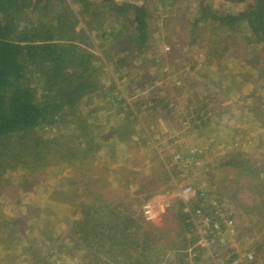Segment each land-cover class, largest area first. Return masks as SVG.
I'll return each instance as SVG.
<instances>
[{"label":"trees","instance_id":"16d2710c","mask_svg":"<svg viewBox=\"0 0 264 264\" xmlns=\"http://www.w3.org/2000/svg\"><path fill=\"white\" fill-rule=\"evenodd\" d=\"M150 18L147 6L114 0H0V198L38 187L56 164L75 167L65 186L51 190L50 199L69 206L73 220L59 233L60 244L51 246L42 264L55 255H82L81 264H185L188 250L198 241L181 199L169 206L163 224L157 226L137 211L130 183L124 191L112 188L110 176L116 168L107 165L95 173L87 169L91 160H100L97 154L103 145L114 146L108 141L111 137L132 152L139 145L149 146L151 137L144 127L143 138H136L139 113L170 112L169 99L153 91L132 108L127 105L124 122L112 128L107 139L102 137L103 144L98 142L103 132L90 121L93 111L85 112L95 97L108 94L102 79L106 62L118 54L146 53L152 40ZM207 27L224 45L221 53L205 48L206 58H217L219 65L228 54L249 69L261 68L264 76V62L259 66L264 54V0H252L237 14L218 11L201 0L191 30ZM235 37H242L243 44H233ZM252 47L258 49L253 56L248 51ZM206 108L200 104L194 110L200 121L196 128L205 127ZM248 111L264 129V114L254 106ZM155 157L159 161L158 154ZM159 164L161 178H149L136 191L149 192L145 200L152 197V186L159 179L171 182L178 177L165 162ZM219 167L229 172L228 180L212 183L217 191L196 190L193 207L210 210L212 202L232 204L238 239L258 234L250 248L257 258L264 256V164L238 149L227 152ZM25 225L23 218L11 220L0 214V237L5 236L1 231L6 233L0 243L13 242L10 250L24 245ZM34 259L31 263L38 264Z\"/></svg>","mask_w":264,"mask_h":264},{"label":"rangeland","instance_id":"374dc122","mask_svg":"<svg viewBox=\"0 0 264 264\" xmlns=\"http://www.w3.org/2000/svg\"><path fill=\"white\" fill-rule=\"evenodd\" d=\"M92 1L100 3L102 0ZM114 1L148 7L152 40L143 55L127 52L105 63L102 70L103 92L108 94L106 98L95 97L91 107L85 110L86 113L93 111L90 118L94 120L90 121H93L96 130L103 132L98 142L103 144L102 137L107 139L112 128L124 122L127 105L132 108L136 101L153 91L169 99L170 112H164L161 116L150 112L139 113L141 122L134 126L136 138H143L144 127L151 137L149 146L139 145L132 152L117 138L111 137L108 141L114 146L109 148L103 145L97 154L100 160H91L92 163L87 166V169H95L89 173L102 170L107 165L110 170L116 168L112 177L108 174L112 188L124 191V185L130 183V195L138 200L133 204L143 216L145 204H151L154 210H158L162 203L171 205L180 199L181 190L187 186L195 191L203 187L216 190L217 186H211L212 183L220 185L230 176L227 170L219 167L223 156L229 151L242 150L264 164V129L248 111L254 106L264 114L263 70H250L244 63L230 60L228 54L224 55L219 65L216 64L217 58H206L205 48L213 47L217 53H221L224 44L210 27L195 32L191 30L201 0ZM204 1L218 11L237 14L244 11L252 0ZM242 39L235 37L233 44L240 46ZM192 41L195 44L191 46ZM200 42L206 43L204 49L201 45L195 46ZM257 48L248 50L251 56L258 51ZM122 60L125 64L120 63ZM263 62L264 54L259 66ZM116 97L117 101L113 103ZM200 104L207 106L205 110L208 115H203L205 110L201 112L205 127L196 128L200 121L194 110ZM96 133L99 135L100 131ZM157 154L159 161L155 157ZM177 156L186 161L178 160ZM159 162H165L168 166L166 169L177 172L178 177H172L171 182L159 179L158 184L152 186V197L145 200L150 193L136 191L149 182V178L160 177ZM74 175L75 167L59 163L49 171L48 180L33 190L14 191L10 197L0 198V214L11 220L23 218L27 236L26 243L13 250L8 249L13 242L0 243V264H32L34 258L35 263L42 264L51 246L60 244L56 238L60 232L66 231L73 217L71 208L53 202L50 193L52 188L65 186ZM148 188L151 187L147 186V191ZM17 200L19 204L14 202ZM226 207L235 214L232 204L227 203ZM155 224L161 226L163 216ZM45 226V234H41ZM234 231L232 239L236 250L242 253L252 251L250 247L256 243L258 234L245 240L238 239L236 224ZM1 233L5 236L0 239H6L5 231ZM46 239L49 242H44ZM227 242L231 243L229 239ZM81 256L55 255L47 257V264H81ZM255 264H264V256H260Z\"/></svg>","mask_w":264,"mask_h":264},{"label":"built area","instance_id":"2783aa9c","mask_svg":"<svg viewBox=\"0 0 264 264\" xmlns=\"http://www.w3.org/2000/svg\"><path fill=\"white\" fill-rule=\"evenodd\" d=\"M180 161H186L177 156ZM196 193L192 187L187 186L180 192V199L184 204V212L190 214V221L194 224L197 243L191 247L189 261L185 264H255L258 258L253 251L245 253L236 250L232 237L234 236L235 221L226 205L217 202L210 203V210L202 207L194 208L193 201ZM170 204L162 203L158 210L151 204L143 206V216L146 221L155 223L168 210ZM227 239L231 243L227 242ZM235 240V239H234Z\"/></svg>","mask_w":264,"mask_h":264}]
</instances>
